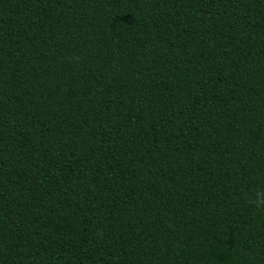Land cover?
Segmentation results:
<instances>
[{"label": "trees", "instance_id": "trees-1", "mask_svg": "<svg viewBox=\"0 0 264 264\" xmlns=\"http://www.w3.org/2000/svg\"><path fill=\"white\" fill-rule=\"evenodd\" d=\"M0 264H264V0H0Z\"/></svg>", "mask_w": 264, "mask_h": 264}]
</instances>
